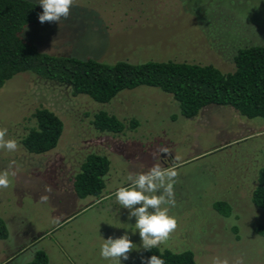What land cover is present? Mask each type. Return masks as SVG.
Masks as SVG:
<instances>
[{
	"label": "rangeland",
	"instance_id": "374dc122",
	"mask_svg": "<svg viewBox=\"0 0 264 264\" xmlns=\"http://www.w3.org/2000/svg\"><path fill=\"white\" fill-rule=\"evenodd\" d=\"M22 37L52 55L106 64L185 62L231 73L239 49L264 47V0H73L67 20L38 22ZM39 107L57 115L63 131L55 149L33 155L21 139ZM99 111L116 116L124 131L95 130L92 120ZM0 128L21 145L13 153L0 150V171L16 173L11 186L0 190V218L9 233L0 240V258L7 259L0 264H29L39 252H45L48 264H113L100 256L102 238L125 233L136 247L122 264H142L149 258L139 233L132 234L135 219L128 220V210L113 193L129 184V173L145 172L157 162L178 172L176 206L169 211L178 228L159 248L189 250L196 264H212L215 257L229 264L238 258L264 264V236L256 231L264 226V209L251 202L263 165V119L216 105L186 119L170 94L147 86L100 104L23 73L0 89ZM93 153L109 161L105 188L98 198H79L73 179ZM13 160L16 165L9 169ZM41 195H49V201L39 202ZM216 201L230 205L228 218L213 209Z\"/></svg>",
	"mask_w": 264,
	"mask_h": 264
},
{
	"label": "trees",
	"instance_id": "16d2710c",
	"mask_svg": "<svg viewBox=\"0 0 264 264\" xmlns=\"http://www.w3.org/2000/svg\"><path fill=\"white\" fill-rule=\"evenodd\" d=\"M38 14L41 10L33 0H0V89L14 76L25 73L65 86L74 97L83 95L106 104L124 90L147 86L170 94L186 119L195 118L201 109L216 105L230 107L247 119L264 120L263 46L239 49L233 57L234 71L231 73H223L212 65L172 61L106 64L92 58L39 51L22 37L26 27L38 24ZM31 119L33 125L21 139L23 148L33 155L55 149L63 131L59 117L39 107L31 114ZM130 124L135 126L133 121ZM92 125L98 132L113 135L125 129L123 122L105 111L94 114ZM109 166L105 155H87L73 179L76 195L98 198L105 188L103 178ZM251 202L254 207L264 209V154ZM212 207L224 218L231 215V207L225 201H216ZM256 231L264 236V226L260 225ZM8 236L6 223L0 218V240H6ZM145 254L148 258L157 255L165 264H196L194 254L189 250L175 253L153 248ZM29 264H48L47 255L39 252Z\"/></svg>",
	"mask_w": 264,
	"mask_h": 264
},
{
	"label": "clouds",
	"instance_id": "9594fccd",
	"mask_svg": "<svg viewBox=\"0 0 264 264\" xmlns=\"http://www.w3.org/2000/svg\"><path fill=\"white\" fill-rule=\"evenodd\" d=\"M43 13L38 14L41 24L58 23L62 18L67 20L73 0H38ZM7 128H0V150L13 153L19 150L21 145L15 138H6ZM163 154H168L167 148H162ZM16 165L13 160L9 163V169ZM15 171H0V190L11 186L10 176L14 177ZM178 177L175 168H164L161 163H155L145 172L129 173L127 186L119 187L114 193L116 203L128 210V220L135 219L136 232L141 239L140 247L145 251L159 248L165 244L178 228L175 216L169 215L170 208L176 206L174 185ZM45 192L51 193L50 186H46ZM49 195H41L39 202L47 203ZM100 247V256L104 260H111L113 264H122L129 259V254L136 247L129 235L125 233L119 238L108 237L104 239ZM142 264H165V261L157 255H152ZM212 264H229L227 259L213 258ZM234 264H244L242 258L234 261Z\"/></svg>",
	"mask_w": 264,
	"mask_h": 264
},
{
	"label": "crops",
	"instance_id": "0c3cea01",
	"mask_svg": "<svg viewBox=\"0 0 264 264\" xmlns=\"http://www.w3.org/2000/svg\"><path fill=\"white\" fill-rule=\"evenodd\" d=\"M34 242H35V241H34ZM35 243H36V242H35ZM35 243H34V244H35ZM6 248H7V247H6ZM15 256H16V255H15ZM9 258H10V257H9ZM6 260H7V259H5V258H2V259L0 258V262L6 261Z\"/></svg>",
	"mask_w": 264,
	"mask_h": 264
}]
</instances>
